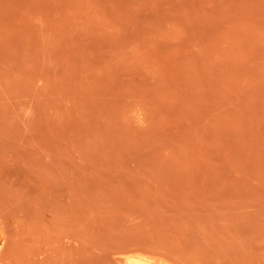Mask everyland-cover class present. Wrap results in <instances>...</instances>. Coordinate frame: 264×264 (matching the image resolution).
Masks as SVG:
<instances>
[{"label":"rangeland","instance_id":"1","mask_svg":"<svg viewBox=\"0 0 264 264\" xmlns=\"http://www.w3.org/2000/svg\"><path fill=\"white\" fill-rule=\"evenodd\" d=\"M0 210V264H264V0H0Z\"/></svg>","mask_w":264,"mask_h":264},{"label":"bare ground","instance_id":"2","mask_svg":"<svg viewBox=\"0 0 264 264\" xmlns=\"http://www.w3.org/2000/svg\"><path fill=\"white\" fill-rule=\"evenodd\" d=\"M0 211H2V210H0ZM4 214L5 212H1V214ZM6 213H8V211L6 212ZM5 213V214H6ZM3 214L2 215H0V216H2V220H4L3 219V217L5 216H3ZM25 214V213H24ZM29 214V213H28ZM28 214H27V212H26V215L28 216ZM12 215V214H11ZM23 215V214H22ZM22 215H20V218L22 217ZM8 216L9 215H7V221H8ZM15 217H16V215H15ZM19 216H17V218H18ZM23 217H24V215H23ZM5 218V217H4ZM5 218V219H6ZM14 218V217H13ZM27 218V217H26ZM24 219H25V217H24ZM17 220V219H16ZM22 220H23V218H22ZM7 221H5L4 220V224H5V226L6 227H8L7 225H6V222ZM24 221V220H23ZM23 221H22V225H23ZM26 221V220H25ZM2 222L3 221H1V219H0V252H3V247H5L6 248V246H4L5 245V243H7V241H6V234L7 233H5V232H7L6 230H5V227H4V225L2 224ZM9 223V222H8ZM15 223V222H14ZM17 223V222H16ZM27 222H25V224H26ZM19 224H20V222H19ZM11 225H12V223H11ZM22 225H20V226H22ZM15 226H17L18 227V224H16ZM16 228V227H15ZM11 229H12V227H11ZM17 232V231H16ZM12 233H14V232H12ZM12 233H10V235L8 236V237H12L11 235H13ZM18 234H19V232H17ZM17 233H16V237L14 238L15 239V241L17 240V241H19V239H21V237L19 238V239H17V237H19L18 235H17ZM30 234V233H29ZM24 235H25V232H24ZM23 235V236H24ZM22 236V238H24ZM27 236V235H26ZM30 236H32V234H30ZM8 237H7V239H8ZM14 237V236H13ZM26 238V237H25ZM29 238V237H28ZM14 239L13 240H11L12 242H14ZM27 240V239H26ZM8 241H10V239L8 240ZM22 241V239L20 240V242ZM12 244V243H11ZM17 245H18V243H17ZM21 245V244H20ZM8 246H10V244H8ZM15 244H14V248H15ZM12 247V246H11ZM10 247V248H11ZM8 248V247H7ZM17 248V247H16ZM15 248V249H16ZM20 249V246H18V250ZM10 250V249H9ZM14 250V249H13ZM12 250V251H13ZM6 251H7V249H6ZM17 251V250H16ZM131 250H129L128 251V253L130 252ZM15 252V250L12 252V253H14ZM26 253V252H25ZM28 253V252H27ZM126 254H127V250H126V252H125ZM132 253V252H131ZM137 253V252H136ZM139 253V252H138ZM142 253V252H141ZM8 254H9V252H8ZM32 254V253H31ZM144 254V253H143ZM147 254V253H146ZM149 254V253H148ZM13 255V254H12ZM12 255H11V257H12ZM26 255H28V254H26ZM154 255V254H153ZM153 255H151V256H153ZM156 255V254H155ZM154 255V256H155ZM14 256V255H13ZM25 256V255H24ZM30 256V255H29ZM156 256H159V255H156ZM155 256V257H156ZM161 256V259H162V255H160ZM32 257V256H31ZM3 257H1V259H2ZM29 258V257H28ZM127 258H128V264H166L165 262H163V261H160L159 259H156V258H154V257H150V256H146V255H140V254H132V255H128L127 256ZM165 258L166 257H164V260H165ZM6 259V258H5ZM19 259V260H18ZM18 259H16V261L18 262L19 261V263H20V260L21 259H23L22 260V262H23V264H27V262L25 261V257L23 258L22 256H20ZM30 259V258H29ZM171 259H172V257H171ZM166 260H167V258H166ZM169 260V259H168ZM25 261V262H24ZM29 261V260H28ZM172 261V260H171ZM176 261V260H175ZM2 262V261H1ZM17 262H16V264H17ZM22 262L20 263V264H22ZM174 262V261H173ZM178 262V261H177ZM176 262V263H177ZM30 263V262H29ZM28 263V264H29ZM36 263V262H35ZM34 263V264H35ZM182 263V262H181ZM173 264H175V263H173ZM179 264H180V262H179Z\"/></svg>","mask_w":264,"mask_h":264}]
</instances>
